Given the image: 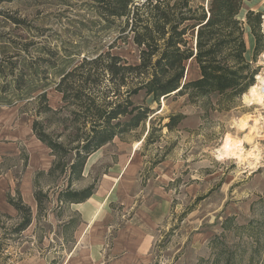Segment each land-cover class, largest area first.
Masks as SVG:
<instances>
[{
	"label": "rangeland",
	"instance_id": "374dc122",
	"mask_svg": "<svg viewBox=\"0 0 264 264\" xmlns=\"http://www.w3.org/2000/svg\"><path fill=\"white\" fill-rule=\"evenodd\" d=\"M250 11L263 15L264 35V0L246 2L241 20ZM118 26L98 16L95 0H0V46L16 74L22 61H48L29 87H37L34 96L47 93L54 110L63 107L61 75L86 55L114 47L113 54L137 62ZM246 43L261 75L264 49L254 63L249 28ZM186 70V81L199 78L195 62ZM2 97L13 105H0V264H200L212 258L215 240L238 253L237 264H264V105L217 95L193 105L176 94L157 104L141 94L134 103L156 118L89 158L74 189L95 184L93 197L61 204L66 180L50 189L43 177L48 199L38 215L34 176L47 173L55 158L34 136L27 102ZM171 115L185 119L169 131ZM152 126L155 142L147 143ZM19 193L34 217L20 235L14 229L21 217L10 204Z\"/></svg>",
	"mask_w": 264,
	"mask_h": 264
},
{
	"label": "trees",
	"instance_id": "16d2710c",
	"mask_svg": "<svg viewBox=\"0 0 264 264\" xmlns=\"http://www.w3.org/2000/svg\"><path fill=\"white\" fill-rule=\"evenodd\" d=\"M250 1L95 0L98 16L108 25L118 22L119 38L132 41L137 62L130 63L113 54L114 47L86 55L64 72L56 85L63 103L59 110L52 109L47 93L34 96L37 87H29L48 61H22L23 68L16 74L12 57L0 46V105H13L2 97L10 93L18 101H26L36 117L34 136L55 158L47 173L41 171L34 176L38 215L48 199V193L40 187L43 177L52 183L50 189L60 179L66 180L58 192L61 204H81L93 197L95 184L74 189L83 178L89 158L117 137L156 118L157 112L149 106L136 105L135 97L143 94L160 104L162 99L176 94L196 105L214 95L240 99L255 85L260 69L247 59L246 32L249 28L255 39L256 63L264 49L263 15L250 11L241 20L243 6ZM190 61L198 66L199 78L186 81V64ZM184 119V115H171L164 127L172 131ZM153 136L152 126L147 143L155 142ZM10 204L21 217L14 229L20 235L33 224L32 208L24 204L20 193L17 201L10 200ZM212 250V258L200 264H237L238 253L226 244L215 240Z\"/></svg>",
	"mask_w": 264,
	"mask_h": 264
},
{
	"label": "bare ground",
	"instance_id": "6f19581e",
	"mask_svg": "<svg viewBox=\"0 0 264 264\" xmlns=\"http://www.w3.org/2000/svg\"><path fill=\"white\" fill-rule=\"evenodd\" d=\"M257 84L249 89L244 95L246 102L251 105L263 106L264 105V73L257 76ZM165 100V99H164Z\"/></svg>",
	"mask_w": 264,
	"mask_h": 264
},
{
	"label": "built area",
	"instance_id": "2783aa9c",
	"mask_svg": "<svg viewBox=\"0 0 264 264\" xmlns=\"http://www.w3.org/2000/svg\"><path fill=\"white\" fill-rule=\"evenodd\" d=\"M256 82H257V78H256Z\"/></svg>",
	"mask_w": 264,
	"mask_h": 264
}]
</instances>
